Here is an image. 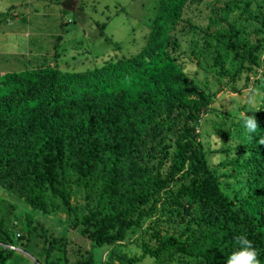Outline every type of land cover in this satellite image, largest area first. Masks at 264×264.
Wrapping results in <instances>:
<instances>
[{
    "label": "trees",
    "instance_id": "trees-1",
    "mask_svg": "<svg viewBox=\"0 0 264 264\" xmlns=\"http://www.w3.org/2000/svg\"><path fill=\"white\" fill-rule=\"evenodd\" d=\"M189 1L159 0L146 43L132 56L81 71L46 65L0 74V187L31 208L21 219L0 196V264L13 255L8 246L16 247L21 234L11 228L22 220L29 232L44 235L45 264H93L91 250L72 262L64 254L50 257L55 250L65 253V236L49 239L34 216L59 209L71 217L72 228L82 226L93 247H109L101 264H135L147 256L154 264H226L242 232L264 264V109L255 116L256 132L238 144L239 154L218 161L233 169L223 178L243 182L244 194L231 198L197 134L216 92L195 82L170 53L177 41L169 24ZM223 10L211 17L223 25L213 36L228 44L238 29ZM262 51L259 43L248 46L232 73L217 55L232 90L242 72L245 85L256 75ZM220 151L226 155L229 148ZM75 193L83 199L82 215ZM177 215L186 221L179 232L157 227ZM133 228L148 237L139 254L129 255L122 247Z\"/></svg>",
    "mask_w": 264,
    "mask_h": 264
},
{
    "label": "rangeland",
    "instance_id": "rangeland-1",
    "mask_svg": "<svg viewBox=\"0 0 264 264\" xmlns=\"http://www.w3.org/2000/svg\"><path fill=\"white\" fill-rule=\"evenodd\" d=\"M63 1L0 0V74L46 65L62 71H81L132 56L145 45L159 5V0H73L67 9L62 6ZM212 6L224 9L222 16L238 29L228 44L213 36L223 25L211 20L219 15ZM263 19L264 0H190L182 17L169 24V34L177 41L171 55L195 82L216 92L209 111L200 119L197 134L207 151L210 168L219 175L222 189L231 198L244 194L243 182L223 178V173L233 172V169L220 166L218 161L238 155L237 146L246 139L240 113L255 116L263 113ZM258 43L263 51L256 75L250 74L245 85L246 72H242L235 83L236 91L232 90L228 78L219 73L217 55L223 60V69L232 73L241 65L240 55L248 46ZM249 96H254V105L249 104ZM251 107L257 111H249ZM172 137L168 133L166 142L172 143ZM226 147L229 152L224 155L220 149ZM217 149V154L212 152ZM188 182L190 179L180 180L178 186ZM0 196L11 201L15 214L21 219L31 211L22 198L9 189L0 187ZM73 202L79 203L82 215L83 199L79 193L74 194ZM192 204L196 210V203ZM176 217L175 221H162L157 227L162 231L179 232L186 221L179 215ZM35 221L41 223L49 239L65 236V253L55 250L51 253L52 259L64 254L67 261L72 262L86 256L89 250L94 255L93 264H101L105 259L109 247H93L91 238L81 233L82 226L72 228L71 217L62 209L49 214L35 211ZM141 229L127 231L122 247L125 253L141 252V240L148 237L142 238ZM11 233H20L21 237L14 241L16 249L5 264H45L41 253L44 235L40 229L29 232L22 220L11 228ZM135 264H154V261L147 256ZM173 264L179 262L173 261Z\"/></svg>",
    "mask_w": 264,
    "mask_h": 264
},
{
    "label": "clouds",
    "instance_id": "clouds-1",
    "mask_svg": "<svg viewBox=\"0 0 264 264\" xmlns=\"http://www.w3.org/2000/svg\"><path fill=\"white\" fill-rule=\"evenodd\" d=\"M248 102L254 105V96H249ZM251 110L257 111L255 107H251L249 111ZM239 119L241 120V127L246 134L256 132L259 124L255 115H248V112L240 113ZM260 143H264V138L260 140ZM234 240L237 247L228 255L226 264H261L257 249L245 233H240Z\"/></svg>",
    "mask_w": 264,
    "mask_h": 264
},
{
    "label": "water",
    "instance_id": "water-1",
    "mask_svg": "<svg viewBox=\"0 0 264 264\" xmlns=\"http://www.w3.org/2000/svg\"><path fill=\"white\" fill-rule=\"evenodd\" d=\"M72 3H73V0H64L63 2H62V6L64 7V8H70L71 7V5H72Z\"/></svg>",
    "mask_w": 264,
    "mask_h": 264
},
{
    "label": "built area",
    "instance_id": "built-area-1",
    "mask_svg": "<svg viewBox=\"0 0 264 264\" xmlns=\"http://www.w3.org/2000/svg\"><path fill=\"white\" fill-rule=\"evenodd\" d=\"M8 247H9V248H12V249H16V247L13 246V245H9Z\"/></svg>",
    "mask_w": 264,
    "mask_h": 264
}]
</instances>
